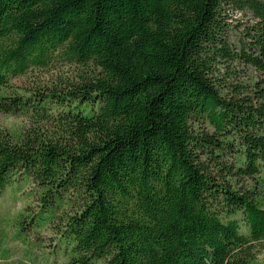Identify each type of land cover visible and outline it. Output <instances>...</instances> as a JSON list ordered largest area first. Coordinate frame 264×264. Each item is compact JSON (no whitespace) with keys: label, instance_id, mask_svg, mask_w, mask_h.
Segmentation results:
<instances>
[{"label":"trees","instance_id":"16d2710c","mask_svg":"<svg viewBox=\"0 0 264 264\" xmlns=\"http://www.w3.org/2000/svg\"><path fill=\"white\" fill-rule=\"evenodd\" d=\"M227 6L253 18L233 50ZM235 61L264 76V0H0V111L33 123L0 128V193L25 173L67 205L65 264H260L264 196L225 176L264 162V85L226 92ZM54 64L77 79L8 91Z\"/></svg>","mask_w":264,"mask_h":264},{"label":"rangeland","instance_id":"374dc122","mask_svg":"<svg viewBox=\"0 0 264 264\" xmlns=\"http://www.w3.org/2000/svg\"><path fill=\"white\" fill-rule=\"evenodd\" d=\"M221 23L225 30L224 40L230 49H238L246 41L244 28L253 22L248 11L235 10L229 6L222 12ZM227 69L221 68L215 75L218 82L225 84V91H231L233 84L244 83L251 94L253 82L260 81L264 85V76L250 66L240 62H228ZM75 65H50L45 68H31L27 73L12 78L8 91L28 93L38 85H60L65 79L75 81L78 71ZM228 71V72H227ZM234 71V73H231ZM247 92V93H248ZM30 115H15L0 111V128L10 133H19L30 127ZM51 128L47 126V130ZM226 164H233L227 158ZM216 172V171H215ZM217 173V172H216ZM221 181H224L217 176ZM235 189L255 192L256 197L264 196V162L253 176L241 177L232 173L225 176ZM41 187L25 173L10 175L4 190L0 193V264H65L70 246L65 244L60 233L62 220L71 211L64 204L55 208V217L41 203ZM44 204V203H43ZM240 220V214L236 215ZM251 251L260 264H264V244L255 243Z\"/></svg>","mask_w":264,"mask_h":264}]
</instances>
